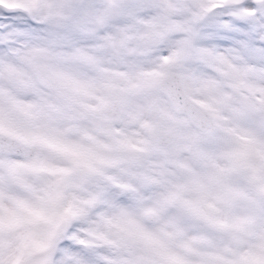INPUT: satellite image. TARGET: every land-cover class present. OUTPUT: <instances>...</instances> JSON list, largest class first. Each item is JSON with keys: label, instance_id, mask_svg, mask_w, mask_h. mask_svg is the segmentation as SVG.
<instances>
[{"label": "snow or ice", "instance_id": "6c2138e0", "mask_svg": "<svg viewBox=\"0 0 264 264\" xmlns=\"http://www.w3.org/2000/svg\"><path fill=\"white\" fill-rule=\"evenodd\" d=\"M0 264H264V0H0Z\"/></svg>", "mask_w": 264, "mask_h": 264}]
</instances>
